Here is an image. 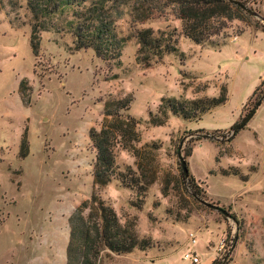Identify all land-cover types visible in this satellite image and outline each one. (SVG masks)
Returning a JSON list of instances; mask_svg holds the SVG:
<instances>
[{"label": "rangeland", "instance_id": "obj_1", "mask_svg": "<svg viewBox=\"0 0 264 264\" xmlns=\"http://www.w3.org/2000/svg\"><path fill=\"white\" fill-rule=\"evenodd\" d=\"M240 1L264 15V0ZM157 4L125 0L114 24L127 40L117 61H104L91 48L73 49L66 29L42 31L33 55L25 0H0V264H23L26 255L57 256L58 247L64 254L67 207L92 190L88 130L98 129L106 101L126 95L132 98L127 113L138 120L134 144L149 150L145 165L155 179L142 193L115 180L98 193L118 221L131 224L150 245L126 254L104 249L96 264H264V96L227 140L229 127L264 95V31L253 27L256 16L243 11L219 34L196 44ZM141 14L146 17L136 21ZM147 27L175 28L181 60L170 52L148 67L137 63L134 33ZM220 86L227 100L199 119L167 112L164 124L147 123L149 112L161 116V98L216 96ZM24 131L28 151L19 157ZM151 142L157 147L145 146ZM178 151L200 189L199 200L181 179ZM114 163L120 170L136 168L134 156L118 146ZM185 253L195 254L198 262L185 259Z\"/></svg>", "mask_w": 264, "mask_h": 264}, {"label": "trees", "instance_id": "obj_2", "mask_svg": "<svg viewBox=\"0 0 264 264\" xmlns=\"http://www.w3.org/2000/svg\"><path fill=\"white\" fill-rule=\"evenodd\" d=\"M124 4L125 0H25V7L30 15L29 45L33 55L38 51L42 31L66 29L72 35L73 49L91 48L99 59L117 61L127 38L118 36L114 22L121 16L119 7ZM155 8L159 11L163 8L169 10L180 21V34L196 44L204 43L211 36L219 34L228 20L239 18L244 11L228 0H158ZM256 13L257 19L253 27L264 31L261 23L264 15L258 11ZM145 17L143 14L138 15L136 21ZM134 37L138 45L135 60L143 67L150 66L165 53H177L179 59L182 58L176 45L175 28L156 32L149 27L142 28L135 31ZM256 89H253L247 102L254 96ZM260 97L254 98L247 112ZM131 100L126 95L106 101L103 106L104 116L98 129L90 127L88 130L90 147L94 151L90 170L92 190L89 197L82 200L68 217L66 264H96L104 249L114 254H126L134 249L144 250L150 245L148 239L136 236L131 224H121L111 205L98 193L111 180L122 187L142 193L155 179L154 171L145 165L149 150L141 151L134 144L139 141V133L136 130L138 120L127 113ZM226 100L224 86L219 87L216 96L194 99L161 98L158 108L161 116L156 117L149 112L147 123L151 126L164 124L167 112L187 121L199 119L203 113ZM235 124L236 122L229 128L232 130ZM232 135L234 134L227 140ZM117 146L134 156L135 169L126 165L120 170L116 166L114 148ZM145 146L154 149L157 144L151 142ZM27 151L24 131L19 140L18 156L24 157ZM141 156L144 162L140 160ZM181 179L186 183L189 195L201 199L200 189L189 171L187 177L181 172ZM230 217L237 221L232 214ZM213 263L214 261L211 262Z\"/></svg>", "mask_w": 264, "mask_h": 264}, {"label": "water", "instance_id": "obj_3", "mask_svg": "<svg viewBox=\"0 0 264 264\" xmlns=\"http://www.w3.org/2000/svg\"><path fill=\"white\" fill-rule=\"evenodd\" d=\"M228 1L237 5L238 7L243 9L244 11L248 12L249 14L257 17V13L255 11L247 8L246 5L242 1H240V0H228ZM262 98H263V96H261L254 103V105L251 107V109L242 118H240L236 122V124L232 127L231 134L236 133L238 130H240L247 123V121L251 118V116L254 114L255 110L257 109L258 105L262 101ZM202 136L213 138V135H209V134H203ZM177 155H178V162H179V167L181 169V172H182L184 177H187L188 176V168H187L186 160L184 159V157H182V155L180 154V151L177 152ZM212 207L214 209L218 210L219 212H221L224 216H229V214L224 209H222L221 207H219L217 205H212Z\"/></svg>", "mask_w": 264, "mask_h": 264}, {"label": "crops", "instance_id": "obj_4", "mask_svg": "<svg viewBox=\"0 0 264 264\" xmlns=\"http://www.w3.org/2000/svg\"><path fill=\"white\" fill-rule=\"evenodd\" d=\"M235 40V39H234ZM242 106V105H241ZM241 108V107H240ZM240 108L237 112V117L239 115V112H240ZM236 117V118H237ZM233 119L234 121L236 120ZM233 121V122H234ZM231 122L229 124V126L233 123ZM76 207V206H75ZM73 205L67 207V210H66V218H67V222H68V217L70 216V214L73 212L74 208H75ZM68 228V232H69V227ZM68 236H67V239H66V243L68 242ZM55 243V240L53 241ZM66 243H65V246H66ZM65 249L66 247L63 249V252L64 254L61 255L60 254V248L58 247V255L57 256H50V257H47L45 256L44 253L40 254V255H26L24 257V261L22 262L23 264H66V255H65Z\"/></svg>", "mask_w": 264, "mask_h": 264}, {"label": "built area", "instance_id": "obj_5", "mask_svg": "<svg viewBox=\"0 0 264 264\" xmlns=\"http://www.w3.org/2000/svg\"><path fill=\"white\" fill-rule=\"evenodd\" d=\"M192 237V235H190ZM191 242H194V239H191ZM185 259H190L191 263H197L198 262V257L193 254V253H185L183 256Z\"/></svg>", "mask_w": 264, "mask_h": 264}]
</instances>
